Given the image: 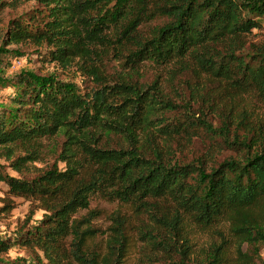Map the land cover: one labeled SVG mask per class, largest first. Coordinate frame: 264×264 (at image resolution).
<instances>
[{
	"label": "trees",
	"instance_id": "16d2710c",
	"mask_svg": "<svg viewBox=\"0 0 264 264\" xmlns=\"http://www.w3.org/2000/svg\"><path fill=\"white\" fill-rule=\"evenodd\" d=\"M38 2L45 11L13 20L4 43L46 45L62 67L77 59L92 87L34 72L11 78L17 93L1 106L0 156L22 172L28 160H38L44 141L61 137L57 159L65 168L53 164L30 180L0 169L12 196L37 200L45 211L39 224L1 242L0 251L16 242L40 264H121L133 244L120 225L111 227L102 251L91 247L96 231L82 228L85 218L74 219L98 194L145 212L148 228L138 235L149 250L167 253L168 264H190L191 226L221 230L220 224L229 237L209 245L207 264H227L229 250L232 264H264L242 251L244 244L254 250L264 244V42L250 40L261 27L264 0ZM154 20L161 22L143 34L141 26ZM115 49L126 52L122 70L107 75L96 57ZM147 62L168 67L166 79L141 80ZM178 75L187 79L175 85ZM163 88H187L189 97L175 90L177 104ZM212 97L224 117L216 129L207 115ZM199 100L192 111L190 102ZM222 103L230 104L226 112ZM200 129L242 154L209 169L203 157L196 165L173 160V147L190 143ZM11 208L4 202L0 213Z\"/></svg>",
	"mask_w": 264,
	"mask_h": 264
},
{
	"label": "rangeland",
	"instance_id": "374dc122",
	"mask_svg": "<svg viewBox=\"0 0 264 264\" xmlns=\"http://www.w3.org/2000/svg\"><path fill=\"white\" fill-rule=\"evenodd\" d=\"M38 9L42 11L46 9L38 0H0V110L1 106L9 105L10 98L17 93L15 86H9V83H11V78L15 77L20 72H34L42 76L55 75L59 79L73 81L79 86L83 85L84 89L87 90L92 87V83L88 81L89 79L82 76L77 69V65L75 64L77 59L74 60L71 65L62 67L60 64L50 60V51L46 45H36L29 42L17 45H7L4 43V34L11 28V22L13 20L24 21L28 12ZM259 20L261 22V27L253 30L250 35V40L264 42V16ZM160 22L161 20H154L143 24L141 26L142 33L148 35L152 27ZM100 51L101 56L96 57V62L102 71L110 75L122 70L123 55L126 52L120 54L116 49L109 52ZM167 70L168 67L160 69L154 67L151 63H143V76L141 80L149 82L157 74L161 75L162 79H166ZM185 79H187L186 75H178L173 83L175 85L184 83ZM85 85L87 88H85ZM163 89L177 104L182 103L175 100L178 99L174 94L175 90H182L187 97H189V90L187 88ZM213 90H215L213 94H217L220 99L223 96L226 97L225 94L221 93L222 90ZM215 100L216 97H212V107H210L209 112H207L208 119L211 120L214 129L220 126L224 119L220 108L214 111L217 106V104L214 103ZM200 101L201 100L198 102H190L192 111L198 110ZM222 104L226 106L223 110V112H226L230 104ZM177 110L182 112L183 108ZM237 132L239 136L245 134L243 129H237ZM104 140L108 141V139L105 138ZM61 142V137L44 141V147L39 153L38 160H28L26 166L22 168V172H18L11 167L10 159L0 156V169L10 176L27 180L41 174L53 164H56L59 169H64V162L57 159V152ZM221 143L222 139L219 135L209 132L207 135L200 129L199 136L195 137L190 143L181 145L177 148L173 147L175 153L172 159L181 163H192L196 165L199 163L198 160L203 157V159L206 160L205 166L209 169L211 165L219 163L229 156H239L242 154L241 149H237L233 145L226 147L221 145ZM111 144L113 143L111 142L109 145ZM206 152H209L208 156L213 159L208 161L204 156ZM17 154L25 156L26 153L17 151L16 155ZM61 165H63V167H61ZM4 202H11L12 208L6 212L0 213V243L3 241L6 243L9 239L10 242H13L12 240L15 236H19L20 232H25L33 226H36L44 217L45 211L41 208L39 201L12 196L8 192V185L0 181V207L4 206ZM82 218H85V223L82 224V228L88 226L96 231V234L90 242L91 247H95L102 251L105 250V241L111 232V227L116 224L120 225L119 228L123 230L130 240H132L133 244L128 250L126 257L123 258L121 264H168L169 259L167 258V253L161 250H157L158 253H156L155 250H149L148 245L145 246V243H143L138 235V232L148 228V220L145 212H138L117 200H108L101 195L94 194L90 197L88 207L78 210L74 215L75 220H81ZM220 227L222 231L216 229L217 227L200 228L191 226L189 229L191 232V239L189 242L194 244V250H190L192 255L189 256L190 258L187 260L190 264H207L209 262L207 258L209 259L211 252L214 251L208 250L209 245H218L222 240L229 237L227 226L225 224H220L219 228ZM216 230L220 233L217 234ZM242 251L252 252L256 263L260 261L264 263L263 243L258 244L256 250H254V247L244 244ZM228 252L229 259L227 260V264H232L235 250H229ZM155 255H164V259L156 257ZM39 256L41 260L44 261L41 253H39ZM176 258L179 259L178 257ZM13 261L20 264H40L35 255L32 254L28 248L22 247L16 242L12 243L11 247L6 252L0 251V264H11ZM212 264H224V262L215 261Z\"/></svg>",
	"mask_w": 264,
	"mask_h": 264
},
{
	"label": "clouds",
	"instance_id": "9594fccd",
	"mask_svg": "<svg viewBox=\"0 0 264 264\" xmlns=\"http://www.w3.org/2000/svg\"><path fill=\"white\" fill-rule=\"evenodd\" d=\"M61 167H63V165H61Z\"/></svg>",
	"mask_w": 264,
	"mask_h": 264
}]
</instances>
